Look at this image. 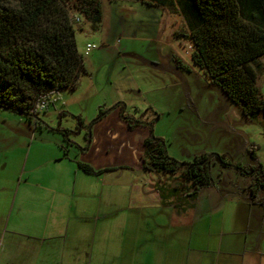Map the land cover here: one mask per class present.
Instances as JSON below:
<instances>
[{"label":"rangeland","instance_id":"374dc122","mask_svg":"<svg viewBox=\"0 0 264 264\" xmlns=\"http://www.w3.org/2000/svg\"><path fill=\"white\" fill-rule=\"evenodd\" d=\"M100 1V25L94 28L82 18L74 25L88 71L77 88L52 96L46 110L31 121L21 113L0 109V197L13 198L18 184L26 182L32 170L46 178L53 172L55 179L73 180V172L67 168L55 172L59 164H69L58 163V157L66 150L77 158V148L89 143V127L102 109L110 112L96 132L101 137L108 130L116 135L118 117L111 109L118 103L133 118L151 122L139 128L146 129L148 137L153 134L165 141L168 156L179 162L192 161L194 155L206 152L225 155L248 167L261 164L264 170L263 119L248 120L193 64L192 43L177 37L188 33L183 19L147 0ZM87 44H94L95 49L86 55ZM261 61L264 66V57ZM179 62L188 68L180 67ZM257 85L264 95V70ZM78 117L83 119L82 125ZM58 129L70 133L64 136ZM210 173L216 183L231 182L242 191L251 182L250 177L223 168L217 161H212ZM159 175L162 179L170 176Z\"/></svg>","mask_w":264,"mask_h":264},{"label":"crops","instance_id":"0c3cea01","mask_svg":"<svg viewBox=\"0 0 264 264\" xmlns=\"http://www.w3.org/2000/svg\"><path fill=\"white\" fill-rule=\"evenodd\" d=\"M112 110L116 135L96 132L108 111L86 150L58 157L69 164L55 172L67 168L73 180L32 170L13 198L0 197V264H261L264 207L215 181L192 204H176L170 177L142 165L147 130L129 129ZM77 160L105 171L86 174Z\"/></svg>","mask_w":264,"mask_h":264},{"label":"trees","instance_id":"16d2710c","mask_svg":"<svg viewBox=\"0 0 264 264\" xmlns=\"http://www.w3.org/2000/svg\"><path fill=\"white\" fill-rule=\"evenodd\" d=\"M147 3L165 7L183 19L188 33L177 37L192 43L193 64L241 108L248 120L261 117L264 121V95L257 85L264 70L261 61L264 0H147ZM80 18L94 28L100 25L101 1L0 0V109L21 113L31 121L40 113V102H49L64 89L77 88L80 78L88 74L75 36L74 25ZM179 66L188 68L180 62ZM114 108L120 109L131 130L151 124L130 116L122 103ZM106 114V110H100L89 129ZM78 120L82 125L83 119L78 117ZM57 131L64 136L70 133L68 129ZM87 145L81 149L86 150ZM143 148L145 170L169 174L170 181H174L167 192L177 197L176 204H192L199 189L213 184L210 167L212 161H217L223 168L231 167L250 177L246 188L249 200L264 207L261 164L248 167L234 163L225 155L206 152L194 155L192 161L179 162L168 156L165 141L153 135L144 140ZM76 164L90 175L105 171L78 160ZM163 191L160 186L162 196Z\"/></svg>","mask_w":264,"mask_h":264},{"label":"built area","instance_id":"2783aa9c","mask_svg":"<svg viewBox=\"0 0 264 264\" xmlns=\"http://www.w3.org/2000/svg\"><path fill=\"white\" fill-rule=\"evenodd\" d=\"M93 49H95L94 44H87L85 54L86 55L89 54V52ZM47 105H48V100L40 102V104L38 105V111L45 110L47 108Z\"/></svg>","mask_w":264,"mask_h":264},{"label":"flooded vegetation","instance_id":"af4514ba","mask_svg":"<svg viewBox=\"0 0 264 264\" xmlns=\"http://www.w3.org/2000/svg\"><path fill=\"white\" fill-rule=\"evenodd\" d=\"M141 122H145L144 120L143 121H141ZM145 123H148V122H145ZM87 136V135H86ZM86 138H88L89 140H90V138H89V135H88V137H86ZM71 144H72V142H71ZM74 144V143H73ZM75 145V144H74Z\"/></svg>","mask_w":264,"mask_h":264},{"label":"water","instance_id":"95a60500","mask_svg":"<svg viewBox=\"0 0 264 264\" xmlns=\"http://www.w3.org/2000/svg\"><path fill=\"white\" fill-rule=\"evenodd\" d=\"M151 135H153V134H151ZM261 264H264V259H262V262H261Z\"/></svg>","mask_w":264,"mask_h":264}]
</instances>
